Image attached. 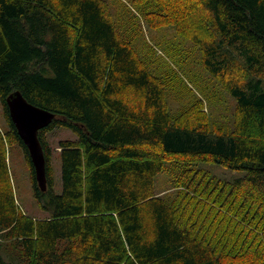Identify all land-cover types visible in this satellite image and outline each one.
Masks as SVG:
<instances>
[{
  "label": "trees",
  "instance_id": "trees-1",
  "mask_svg": "<svg viewBox=\"0 0 264 264\" xmlns=\"http://www.w3.org/2000/svg\"><path fill=\"white\" fill-rule=\"evenodd\" d=\"M172 1L179 17L198 5L211 20L193 16L213 38L192 39L236 101L229 133L174 119L165 85L105 0H0V264H264V0ZM16 90L56 114L38 133L46 190L7 105ZM56 127L77 136L59 142L60 182L47 139ZM12 146L25 156L46 218L17 203ZM171 156L243 171L232 182L239 205L222 203V191L212 198V190L204 208L212 206L196 215L201 202L188 168L179 176L184 207L157 195L156 175Z\"/></svg>",
  "mask_w": 264,
  "mask_h": 264
},
{
  "label": "rangeland",
  "instance_id": "rangeland-1",
  "mask_svg": "<svg viewBox=\"0 0 264 264\" xmlns=\"http://www.w3.org/2000/svg\"><path fill=\"white\" fill-rule=\"evenodd\" d=\"M105 1L108 10L121 27L122 34L132 42L140 61L147 64L149 70L165 85L167 107L174 119L190 118L198 124H206L210 131L231 132L235 124L236 101L205 69L202 63V48L192 39L194 34L205 40L213 38L211 33L201 31L200 27L192 22L193 16H198L197 20L202 18L204 25H208L211 20L205 10L197 5L191 17L187 12H182L179 17L174 9L176 1L172 0ZM181 1L178 0L180 4ZM3 124V109L0 102V125ZM76 137L75 132L66 127H56L47 133L58 182L61 173L59 142ZM177 160L174 156L168 157L163 170L156 175L157 195L165 196L169 201H174L178 197L181 207H184L188 199L179 196V191L185 190L182 182H179L181 179L179 176L184 168H188L190 175L196 178L193 187L197 188L195 195L202 203L195 212L196 215L206 212L208 207L212 206L210 203L206 209L204 208L206 196L212 190H214L212 198L222 191L219 199L222 203H233L231 205L233 208L239 205L236 194L233 193L232 182L243 176V171L229 169L210 161L189 163L187 159ZM8 164L11 182L21 210L36 219L48 217L49 214L38 206L33 195L30 168L19 146L8 149ZM189 214L191 210L187 216ZM230 214L235 216V210L227 213L228 216H231ZM213 216L214 212L209 218Z\"/></svg>",
  "mask_w": 264,
  "mask_h": 264
},
{
  "label": "water",
  "instance_id": "water-1",
  "mask_svg": "<svg viewBox=\"0 0 264 264\" xmlns=\"http://www.w3.org/2000/svg\"><path fill=\"white\" fill-rule=\"evenodd\" d=\"M6 101L11 118L29 151L37 183L46 190V159L38 133L56 118V114L29 102L19 90L12 92Z\"/></svg>",
  "mask_w": 264,
  "mask_h": 264
}]
</instances>
